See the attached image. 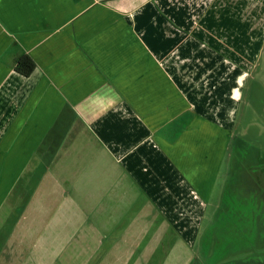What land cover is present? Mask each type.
I'll list each match as a JSON object with an SVG mask.
<instances>
[{
    "label": "crops",
    "instance_id": "1",
    "mask_svg": "<svg viewBox=\"0 0 264 264\" xmlns=\"http://www.w3.org/2000/svg\"><path fill=\"white\" fill-rule=\"evenodd\" d=\"M263 52L264 0H0V264L195 245Z\"/></svg>",
    "mask_w": 264,
    "mask_h": 264
},
{
    "label": "rangeland",
    "instance_id": "2",
    "mask_svg": "<svg viewBox=\"0 0 264 264\" xmlns=\"http://www.w3.org/2000/svg\"><path fill=\"white\" fill-rule=\"evenodd\" d=\"M264 53V52H263ZM257 60H230L237 85L245 86L246 118L241 125L239 150H232L222 171L206 219L198 226L195 245L177 249L167 264H264V54ZM239 62V61H238ZM242 70V71H241ZM231 77V79L233 78ZM251 94H250V93ZM250 95V96H248ZM244 102V103H245ZM243 111V110H242ZM244 112V111H243ZM243 121V120H242ZM253 169L261 187L242 183ZM260 176V177H259ZM235 207L236 210H233ZM238 217V228L230 229ZM235 225V226H237ZM235 230V231H234Z\"/></svg>",
    "mask_w": 264,
    "mask_h": 264
},
{
    "label": "trees",
    "instance_id": "3",
    "mask_svg": "<svg viewBox=\"0 0 264 264\" xmlns=\"http://www.w3.org/2000/svg\"><path fill=\"white\" fill-rule=\"evenodd\" d=\"M35 69H36V64L29 55H23L17 62L16 71L22 74L23 76H26V77L30 76L34 72ZM238 142H241V141H238ZM238 142L234 144V150H239V148H242V147H239ZM263 178H264V174H263ZM246 179H250V181L254 184H257V185L261 184V182H257V178L253 176V169L249 170V172L244 173L242 182ZM233 210L237 211L235 207L233 208ZM237 224L239 225L238 217H236V220L232 223V226H230V229L238 228Z\"/></svg>",
    "mask_w": 264,
    "mask_h": 264
},
{
    "label": "flooded vegetation",
    "instance_id": "4",
    "mask_svg": "<svg viewBox=\"0 0 264 264\" xmlns=\"http://www.w3.org/2000/svg\"><path fill=\"white\" fill-rule=\"evenodd\" d=\"M256 151H258V147H253ZM258 153L260 154V152L258 151ZM243 184H246V185H249V186H252V185H254V183H252L251 181H250V179H246V180H244L243 182H242ZM258 188L259 187H261V185L260 184H255Z\"/></svg>",
    "mask_w": 264,
    "mask_h": 264
}]
</instances>
